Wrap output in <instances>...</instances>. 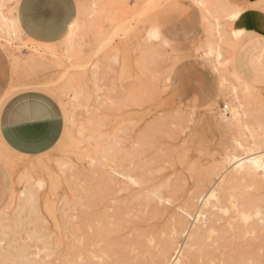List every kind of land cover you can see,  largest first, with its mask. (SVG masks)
<instances>
[{
	"label": "rangeland",
	"instance_id": "obj_1",
	"mask_svg": "<svg viewBox=\"0 0 264 264\" xmlns=\"http://www.w3.org/2000/svg\"><path fill=\"white\" fill-rule=\"evenodd\" d=\"M181 3L193 26L174 39L160 19ZM16 4L0 0V101L44 92L62 109L63 131L36 157L0 143L12 186L0 207V264H128L129 220L158 194L194 196L209 177L236 176L242 157L264 161V87L242 81L233 65L245 39L264 37V0H91L62 35L41 42L19 29ZM115 138L128 148L120 161L133 168L132 188L150 177V191L131 198L103 185ZM230 191L235 207L218 217L231 226L214 232L222 238L181 246L185 264H264V176ZM82 222L97 233L95 257L83 252Z\"/></svg>",
	"mask_w": 264,
	"mask_h": 264
},
{
	"label": "crops",
	"instance_id": "obj_2",
	"mask_svg": "<svg viewBox=\"0 0 264 264\" xmlns=\"http://www.w3.org/2000/svg\"><path fill=\"white\" fill-rule=\"evenodd\" d=\"M91 0H17L15 17L23 34L37 41L57 38L66 31L84 4ZM244 6L256 0H223ZM179 11H167L160 19L161 31L182 39L192 31L193 20L181 18ZM196 14L195 9L187 13ZM196 24V23H195ZM190 30V31H189ZM234 69L240 79L254 87H264V37L245 39L237 48ZM63 131V113L58 102L38 90L21 91L0 101V143L10 153L22 157H36L52 149ZM10 174L0 162V207L11 191Z\"/></svg>",
	"mask_w": 264,
	"mask_h": 264
},
{
	"label": "bare ground",
	"instance_id": "obj_3",
	"mask_svg": "<svg viewBox=\"0 0 264 264\" xmlns=\"http://www.w3.org/2000/svg\"><path fill=\"white\" fill-rule=\"evenodd\" d=\"M113 142L116 163L111 167L110 172H105V175H101L104 180L103 185H105L104 183L106 182L113 184L114 190L112 191L127 192L126 195L131 198L140 193L150 191V189L155 186L154 179L150 177H144L141 180L138 189L132 188V183L136 184L132 175L133 168L131 167L130 162L124 165V163L120 161V159H123L124 152L128 150V148L125 147L124 142L121 139L115 138L113 139ZM243 158L245 157H242L237 163L240 168L239 173H237L236 176L231 175L230 177H227L222 173L220 175L217 174L216 177L213 178L209 177L207 182L204 183L202 181L198 184V189L194 196L186 194L182 195L181 198H173L172 201H170V196L167 197L158 194L155 202L149 203L143 207L142 216L139 214L133 215L135 217L130 218L129 220L126 236H123V238L128 240L129 246H133L134 248V250L130 248L133 253V260L128 264H156L167 258V264H185L181 246L184 245L182 247V250H184L185 246L189 245L190 242H193L196 239H210L214 241V239L222 238L214 235V232L221 227L222 230H225L224 226L226 227L230 225L229 221H227V225H220L222 220L218 217V213L225 210L228 205L234 206V195L230 190H232L238 179L242 180V178L245 179L248 177L255 178L258 175L264 176V161L261 156ZM106 187H108V184ZM105 190L106 188H104L103 191ZM118 192L116 193L118 194ZM242 216L243 215H241V217ZM188 219L194 222L193 226L191 223L189 224ZM196 222H198V224H196ZM82 223L81 224L82 226L84 225L87 233V235L83 237L85 240L83 238L80 239V242L83 243V252L89 257H95V250L99 246L98 240H94V237H97V233L95 232V228L92 227V223ZM79 224L80 223H78V225ZM96 230L98 231V229ZM185 237L187 240L185 243H182ZM170 252H172V254ZM169 253L170 256L168 257ZM59 261H62V259ZM86 264L89 263L86 262Z\"/></svg>",
	"mask_w": 264,
	"mask_h": 264
},
{
	"label": "built area",
	"instance_id": "obj_4",
	"mask_svg": "<svg viewBox=\"0 0 264 264\" xmlns=\"http://www.w3.org/2000/svg\"><path fill=\"white\" fill-rule=\"evenodd\" d=\"M226 109H227V106H226V105H224V106H223V110H226Z\"/></svg>",
	"mask_w": 264,
	"mask_h": 264
}]
</instances>
